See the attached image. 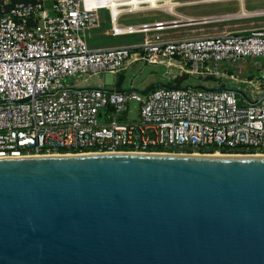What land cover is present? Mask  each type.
Segmentation results:
<instances>
[{"label":"built area","instance_id":"2783aa9c","mask_svg":"<svg viewBox=\"0 0 264 264\" xmlns=\"http://www.w3.org/2000/svg\"><path fill=\"white\" fill-rule=\"evenodd\" d=\"M45 1L18 2L9 9L4 6L7 0L0 3V157L201 153L200 149L208 148L214 149L210 153L264 154V97L249 104L240 103L228 90L158 87L139 94L132 89L120 93L79 88L76 83L77 75L120 72L131 57L149 64L166 62L183 73L200 76L218 78L222 64L240 72L247 59H254L251 67L258 65L257 59L264 62V27L166 42L156 37L133 47L91 49L83 33L98 25L99 10L109 13V32L121 33L110 0H50V7ZM135 1L118 4L116 18L145 6L158 7L148 0ZM171 1L173 8L201 0ZM222 1L244 0L212 2ZM163 25L157 22L153 27L159 30ZM148 26H128L125 32L137 27L145 31ZM258 68L264 78V69ZM229 77L236 79L232 74ZM130 100L138 103L137 117L127 120Z\"/></svg>","mask_w":264,"mask_h":264},{"label":"water","instance_id":"95a60500","mask_svg":"<svg viewBox=\"0 0 264 264\" xmlns=\"http://www.w3.org/2000/svg\"><path fill=\"white\" fill-rule=\"evenodd\" d=\"M0 264H264V154L0 157Z\"/></svg>","mask_w":264,"mask_h":264},{"label":"rangeland","instance_id":"374dc122","mask_svg":"<svg viewBox=\"0 0 264 264\" xmlns=\"http://www.w3.org/2000/svg\"><path fill=\"white\" fill-rule=\"evenodd\" d=\"M238 1H222V2H208V3H196L188 4L176 7L177 12L188 14V15H204L217 13L222 14H234L240 15L242 13L241 6H239ZM46 6H49V2H46ZM244 6L245 10L249 11H263L264 10V0H245ZM240 7V10H239ZM241 11V12H240ZM246 11V12H247ZM253 14V13H252ZM100 28H92L87 31V33L92 34V37L87 39L88 44L91 42H99L103 45H117V44H129L141 40V34H126L120 36H112L108 34H102L105 29L110 28V19L108 11L101 9L98 11ZM197 17V16H196ZM172 16L167 15L158 10H150L143 12H126L123 13L118 19L117 22L121 24H132L137 25L142 22H151L154 20H169ZM216 23V22H214ZM219 27L222 29H254L259 27H264V15L253 16V17H243V18H230L223 21H217ZM227 23V24H226ZM197 25V24H196ZM194 28L193 26L181 27L177 29H172L173 31L180 32V35L185 29ZM132 58V57H131ZM129 58L125 62V68L121 70L125 75L123 81V88L136 90L137 92L141 91L148 83L152 81H162L170 82L174 85L185 86V85H202L204 87H213L217 84L218 81H222L228 87H235L243 89L244 92L250 98H256L258 93L264 91V78L261 77L262 74L259 73V68L264 69V62L261 59H257L258 67H251L254 59H247V62L243 64V71H238L235 66H228L226 64L221 65L219 71V77L215 78L212 76H200L197 74H187L183 73L180 69L176 67L165 68L162 65L158 64H148L145 61L137 60L132 61ZM184 69H187L188 66L182 63ZM181 71V74H179ZM117 73V72H116ZM116 73H111L109 71L98 70L96 72H89L81 75H77L78 84L87 83L90 85L97 84L101 82L102 86L109 88L111 87L116 80ZM232 74L236 79H231L229 76ZM173 76H176L173 77ZM251 76V77H249ZM248 80H252L248 82ZM141 92H139L140 94ZM143 94V93H141ZM240 103H246L245 99L236 94ZM138 103L130 100L129 110L126 114L127 120H132L137 117Z\"/></svg>","mask_w":264,"mask_h":264},{"label":"crops","instance_id":"0c3cea01","mask_svg":"<svg viewBox=\"0 0 264 264\" xmlns=\"http://www.w3.org/2000/svg\"><path fill=\"white\" fill-rule=\"evenodd\" d=\"M244 1H242L243 7H242L241 11L245 10V8H246L244 6ZM2 2H3V0H0V3H2ZM46 2H49V6L48 7H50L51 1L50 0H46L45 1V5H46ZM9 3H10V0H7V4H9ZM239 3H241V2H239ZM6 5H4V6H6ZM179 6H183V5H179ZM179 6H176V7H179ZM239 6H240V4H239ZM176 7H173L172 9H169V8H166L165 6H158L157 8H152V7H149V6H145L140 11H137V12H143V11H150V10H158V11H161V12L167 14V15L172 16V18L169 19V20H154V21H151V22H142V23L137 24V25L118 23L117 19L121 15L118 18H116V20H115L116 23L120 27L121 26L122 27H124V26H139V25H142V24H147L149 26H148V29L145 30V31H143V30L140 31L138 29H135L131 33L126 32V33H122V34H118V35H112L109 32L110 28H108V29H105L102 32L103 35L104 34L105 35L106 34H108V35L110 34L112 36H120V35L135 34V33L136 34H141L142 37H141L140 41L129 43V44L125 43V44H117V45H103V44H99V42H91V44L89 45L88 42H87V39L92 37V34L87 33V31L92 29V28H98V27L100 28V23L99 22H98L97 26L91 27V28L86 29L84 31V33H83L84 40L86 41V43L88 44V46L91 49H106V48H116V47H123V46L133 47V46H136V45H139V44L143 43L146 40H154L156 37H158L159 41L166 42V41L185 40V39H191V38H201V37H207V36H217V35H222V34H225V33H228V32H231V33H233V32H242V31L245 30V29H222L221 27H219L217 21H223V20L227 19V18H225V16L223 18H219V16H221L223 14V12H220L222 14H217V13L207 14V16L196 15L197 16L196 17L195 15H188V14H183V13L177 12L175 10ZM239 10H240V7H239ZM245 11H247V10H245ZM247 12H249V11H247ZM174 13L177 14V15H181L182 17H188V18H192V19H206V20H202V21H198V22H192L191 21L192 19L191 20L182 21V19H179L178 16H176ZM108 15H109V13H108ZM224 15H226L227 17L231 16L229 14H224ZM258 16H260V15H258ZM212 17H218V18H212ZM248 17H252V16H248ZM236 18H243V17H236ZM109 19H110V17H109ZM175 20H176V23L173 24V21H175ZM157 22H163L164 23L162 29H159V30L154 29L153 25H154V23H157ZM214 22H216V23H214ZM193 25H194V28H191V29H187L186 28L182 32L183 34H187V35H180V32L172 30V29H177V28H181V27H189V26H193ZM110 27H111V22H110ZM248 30H250V29H248ZM158 65H162L165 68L174 67V66H169L166 62L164 64H158ZM125 66L126 65H124V67L121 70H123L125 68ZM181 71H180L179 74H181ZM173 77L176 78V76H173ZM152 82H155V81H152ZM76 83H78L77 79H76ZM219 84H225V83H223L220 80V81L217 82L216 85H219ZM78 86H79V88H100V89L106 88V87L102 86L101 82H99L97 84H94V86L90 85V84H87V83L78 84Z\"/></svg>","mask_w":264,"mask_h":264},{"label":"bare ground","instance_id":"6f19581e","mask_svg":"<svg viewBox=\"0 0 264 264\" xmlns=\"http://www.w3.org/2000/svg\"><path fill=\"white\" fill-rule=\"evenodd\" d=\"M148 1H150L152 3V6H166V5H168V6H171V8H172V6L175 5V3H173V1H171V0H166L163 4H160V5H158L156 3V0H148ZM212 1H216V0H201V1H196V3H208V2H212ZM136 2H138V1H135V0H129L128 1V0H126V1H122V2L117 3L114 0H110L109 6H110V8L112 9V12H113L114 22L116 20V13H117L116 9H117V5L118 4H128V3H136ZM240 6H241V9H242V7H243V3L242 2L240 3ZM250 13L251 14H249L248 12L243 10L240 15L231 14V16L225 17V18L230 19V18H236V17H248V16H252L253 17V16H258V15H264V10L263 11H252ZM178 18L182 19V21H186V20H191L192 19V18L180 17V16H178ZM116 28H117V30H120V32H121L120 34H122V33H126L125 31L128 29V26H124V27L116 26ZM132 28H136V27H132ZM136 29H138V27Z\"/></svg>","mask_w":264,"mask_h":264},{"label":"trees","instance_id":"16d2710c","mask_svg":"<svg viewBox=\"0 0 264 264\" xmlns=\"http://www.w3.org/2000/svg\"><path fill=\"white\" fill-rule=\"evenodd\" d=\"M38 0H10V3L7 4L5 6L6 9H9L11 6H13L15 3H18V2H36ZM178 78V77H177ZM176 78V79H177ZM201 153H210V152H213L214 149L213 148H208V149H200L199 150Z\"/></svg>","mask_w":264,"mask_h":264}]
</instances>
